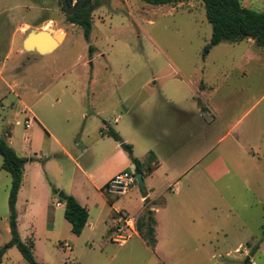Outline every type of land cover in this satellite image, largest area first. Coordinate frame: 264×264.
Returning <instances> with one entry per match:
<instances>
[{
    "label": "rangeland",
    "instance_id": "rangeland-1",
    "mask_svg": "<svg viewBox=\"0 0 264 264\" xmlns=\"http://www.w3.org/2000/svg\"><path fill=\"white\" fill-rule=\"evenodd\" d=\"M76 2L71 0L70 5ZM240 3L264 10V0ZM91 19L85 39L82 28L66 20L62 0H0V137L27 159L17 211L20 238L33 242L35 260L42 264H264V50L249 40L223 41L202 57L212 30L199 0L165 6L100 0ZM48 28L58 39L66 35L54 51L38 56L22 49L29 30ZM76 105L87 108V119ZM93 110L100 115H91ZM116 117L121 119L118 130L128 140L130 153L121 143L122 154L102 165L114 153L115 142L99 132L103 127L116 132ZM26 118L33 122L25 128ZM201 119L208 138L198 146L186 137L185 127L195 131ZM16 120L22 124L15 125ZM46 128L73 149L83 169L102 165L98 170L102 178L116 168L124 170L125 157L141 160L151 151L166 161L164 166H171L167 158L177 153L180 165L188 169L170 185L172 192L166 190V212L155 215L161 224L167 219L166 232L160 231L165 237L160 252L142 234L131 235L122 245L112 241L113 210L135 217L144 205V184L134 183L124 195L109 197L84 179L89 204L94 206L81 234H72L63 207L55 206L58 198L53 189L64 191L50 184L67 190L75 168L47 137ZM81 128L85 132L79 142ZM159 134L164 137L157 141ZM85 147L88 150L81 154ZM1 163L0 156L3 248L10 239L11 179ZM28 183H36L30 196ZM163 187L165 183L157 180L155 192ZM201 192L203 200L198 197ZM186 194L191 198L187 200ZM145 219L141 212L139 220ZM2 264L27 263L10 247Z\"/></svg>",
    "mask_w": 264,
    "mask_h": 264
},
{
    "label": "trees",
    "instance_id": "trees-1",
    "mask_svg": "<svg viewBox=\"0 0 264 264\" xmlns=\"http://www.w3.org/2000/svg\"><path fill=\"white\" fill-rule=\"evenodd\" d=\"M141 1L152 6H165L174 5L182 0ZM199 1L202 2L204 6L206 19L211 25L212 30L211 38L203 48L202 57H205L213 46L223 41L234 44L250 39L257 47L264 50V10L254 11L245 8L241 5L240 0ZM99 4L100 0H95L93 2L92 0H85L76 11L74 17H66L69 23L78 25L82 28L85 39H88L91 31V12ZM91 50V47H89V52H91ZM107 134L114 140L121 141L120 137L113 130L109 129ZM127 147L129 148V146ZM0 156L2 158L1 169L5 171L11 179L8 192V228L10 239L3 248H0V261L7 248L15 247L27 264H42L36 261L33 256V242L22 241L17 230L15 204L17 193L21 185L23 166L27 159L18 155L2 137H0ZM130 158L134 169L137 170L138 173H141L143 180L145 174L151 170L150 159H147L144 163H140L132 156ZM53 192L57 193L58 201L64 204L63 216L70 224L72 234L76 236L80 235L88 220L87 209L82 207L73 196L63 194L62 197H59V191L53 189ZM146 204L147 201L145 200L144 213L146 214V219L144 222L139 220L140 217L137 219V230L142 234L146 243L153 248L155 244L153 230L154 221Z\"/></svg>",
    "mask_w": 264,
    "mask_h": 264
},
{
    "label": "crops",
    "instance_id": "crops-1",
    "mask_svg": "<svg viewBox=\"0 0 264 264\" xmlns=\"http://www.w3.org/2000/svg\"><path fill=\"white\" fill-rule=\"evenodd\" d=\"M55 38H56V36H55ZM65 38H66V35L61 37V38H59L61 40L59 45L65 40ZM248 40L251 43L254 44V42L252 40H250V39H248ZM38 56H43V55H38ZM91 82H93V77L91 78ZM76 107H77V109L79 111L80 116L82 118H84V120L87 119V117H88L87 108H84V107L79 106V105H76ZM91 115L98 116V115H100V113L98 111L93 110ZM26 119H29V118H26ZM33 120H35V118H33ZM16 121L21 123L18 120H16ZM120 121H121L120 117H116L114 119L115 130H116V132L115 131L114 132L117 133V135L120 137L121 141H116L111 136H109L107 134V131L110 128L105 129L103 127L102 129H100V132H99L100 137L107 136L108 138H112L114 140V142H115L114 153L111 156H109L102 165H104L105 163L111 161L113 156L122 154L121 147H120L121 143H124L126 146H129L127 144L128 140L123 138V136L120 134V132L118 130L119 129L118 124H119ZM32 122H33L32 120H29L28 127L32 126ZM42 125L43 124H41L40 126L43 129H45ZM105 125L108 126L107 124H105ZM135 128L136 129H134V132L137 133L138 132L137 130H139V128H138V126H136ZM185 128H186L185 129L186 130V137H188L190 139H195L196 142L198 143V146L200 145V143H203L204 139L207 140V138H208V128H207V125H204V120H202V119H201V121L198 122V126L196 127L195 131H193V130L188 131L190 129V127H188V126L185 127ZM45 131H46L47 137L51 138L52 140H54L55 144L60 148L61 155L64 158H66L69 162H71L74 165V168H75L72 171V174H71V176L69 178V186H68L67 190H65V188H63L62 186H59V184H56V183L50 184V187H55L56 189H62V191H64V192H61V193L73 196L76 199V201L82 207L87 209L88 218H89L90 209H91L92 206H94V204H89L90 201H89V197L87 196V192L84 190L83 180L84 179L87 180V182H89L88 184H90L92 186V188H94L96 191H99V193L103 196L102 192H104V187H105L106 183L109 181V179L114 174H116V173H118L120 171H123V169L118 171L117 168H116V169L112 170L111 173H109L106 176H104L103 178L100 177V175L98 173V170L102 167V165H100L97 168H92L90 170H85V169H83L81 167V165L77 161V158L74 157L73 149L69 150V148L65 147L63 142H61V138H58L56 136V134L51 132L48 128H46ZM80 132H81V135L78 138V141L82 142V135L85 132L84 128H81ZM162 136L164 137L163 134H159L157 138L155 137V139L157 141H159V140H161ZM62 140H63V138H62ZM75 145L77 146L78 143H75ZM129 149H131L130 146H129ZM87 150H88L87 147L83 148L81 154L86 152ZM149 153L146 156V158H144V159L143 158L141 160H139L137 158H135V159L138 160L140 163H144L145 161H147V159H150V168H151V170L148 173L145 174V176L143 177V180H142L143 184H144L143 190L145 191V195L143 197H141V201H143V200L147 201L146 207L149 208V211L151 212V217L153 218V221H154L153 230H154L155 244H154L153 249L155 251H157V252L158 251L160 252L162 244H163L162 243L163 239L165 238L164 234L162 235L161 232H163V231L166 232L165 225L167 224V219H165V221H163V223L161 224L160 221L155 218V215H156L157 211H160V210H163L164 212H166V210L168 208V204H167L166 199L164 198L165 192H166V190L171 191V192L173 191V188H172L173 186H170V185L174 184L179 179V177H181L187 171L188 165H184V166L180 165V162L177 160V158H178L176 156L177 153H172L170 155V157L167 158V160H169V164L171 166H164V163L166 161L163 162V160H161L160 156L158 154H156V152H151L150 151ZM203 155H204V153L199 155L194 160V162H199L200 158L203 157ZM123 159H124V163L122 164V166L125 167L124 170H128L129 168H127V167L130 166V165L132 167H134L133 164L131 163V161L127 157H125ZM22 180H23V174H22ZM22 180H21V185H20L19 191L17 193V199H16V204H15L16 213H17V230H18V233H19V218H18L17 207H18V204H19V198L21 196V190H22V185H23ZM157 180L158 181L160 180L162 183H165V187H163L160 191L155 192L154 185H155V183H157ZM35 185H36V183H28V196L34 194V191H35V188H36ZM48 187H49V185H48ZM199 194L200 193H198V197L201 200H203L204 193L201 192L200 196H199ZM190 196H192V194H186L185 195L186 198L188 197L187 200L191 198ZM159 199H161L162 202L158 203L157 200H159ZM29 201L30 200H27V202H29ZM105 202L109 203L107 200H105ZM56 203H59V205L57 207H59V206L63 207V212H64V204L62 202H59V201L56 202ZM55 206H56V204H55ZM110 208H112V205H110ZM144 210H145V205H143V208L137 213V215L135 217L138 219L141 216V212L143 213ZM24 211H26V207L25 206H24ZM121 211L122 210H113V214L111 216V225H112V227H111L110 230H113V225H114V221H115V218H113L114 214H116V216H118L119 214L127 215L125 213H122ZM127 216H129V215H127ZM66 222H67V220H66ZM87 223H88V220H87L85 225H87ZM69 226H70V224H69ZM89 227L92 228L93 225L89 224ZM8 230H9V228H8ZM70 230H71V226H70ZM136 230H137V224H136ZM135 234L138 235V236H141V234L139 233L138 230L136 231ZM63 245L66 246V244H63ZM201 246H203V242L202 241H201ZM6 250H5L4 254L1 257L0 264L3 263V257L6 254Z\"/></svg>",
    "mask_w": 264,
    "mask_h": 264
},
{
    "label": "built area",
    "instance_id": "built-area-1",
    "mask_svg": "<svg viewBox=\"0 0 264 264\" xmlns=\"http://www.w3.org/2000/svg\"><path fill=\"white\" fill-rule=\"evenodd\" d=\"M15 125H21V123L15 121ZM24 126L28 127L29 119L24 120ZM136 183V177L133 169L123 170L114 174L104 187V193L109 197H119L124 195L131 186ZM59 203H56L58 206ZM119 214V213H118ZM115 224L113 225V242L122 245L133 234L136 233V217H130L127 215L119 214L115 218Z\"/></svg>",
    "mask_w": 264,
    "mask_h": 264
},
{
    "label": "water",
    "instance_id": "water-1",
    "mask_svg": "<svg viewBox=\"0 0 264 264\" xmlns=\"http://www.w3.org/2000/svg\"><path fill=\"white\" fill-rule=\"evenodd\" d=\"M85 0H78L73 6L70 5L69 0H62L63 8L66 17H74L76 11L80 7V5ZM54 30L52 28H48L46 31L44 30H35L31 29L25 35L22 40V49L27 53H36L38 55H46L54 51L58 45V36L55 38L53 37ZM121 147L130 153V149L125 145L122 144ZM136 182L143 187V181L141 177V173H138L137 170L134 169ZM63 193H59V197H62ZM247 261V259H246ZM246 261L244 263H246Z\"/></svg>",
    "mask_w": 264,
    "mask_h": 264
},
{
    "label": "bare ground",
    "instance_id": "bare-ground-1",
    "mask_svg": "<svg viewBox=\"0 0 264 264\" xmlns=\"http://www.w3.org/2000/svg\"><path fill=\"white\" fill-rule=\"evenodd\" d=\"M53 37H54V36H53ZM60 41H61V40H60V39H58V42H59V43H60Z\"/></svg>",
    "mask_w": 264,
    "mask_h": 264
},
{
    "label": "flooded vegetation",
    "instance_id": "flooded-vegetation-1",
    "mask_svg": "<svg viewBox=\"0 0 264 264\" xmlns=\"http://www.w3.org/2000/svg\"><path fill=\"white\" fill-rule=\"evenodd\" d=\"M76 14V13H75Z\"/></svg>",
    "mask_w": 264,
    "mask_h": 264
}]
</instances>
